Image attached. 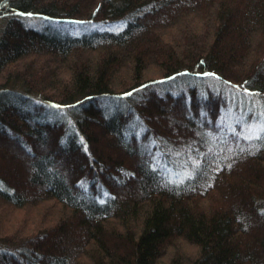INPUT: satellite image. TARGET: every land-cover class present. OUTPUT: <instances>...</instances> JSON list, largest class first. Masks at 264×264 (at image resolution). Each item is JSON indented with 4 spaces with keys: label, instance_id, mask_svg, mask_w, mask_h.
<instances>
[{
    "label": "trees",
    "instance_id": "1",
    "mask_svg": "<svg viewBox=\"0 0 264 264\" xmlns=\"http://www.w3.org/2000/svg\"><path fill=\"white\" fill-rule=\"evenodd\" d=\"M87 1L0 0V264H264V134L218 155L214 112H176L192 105L174 89L214 77L263 92L264 0H89V16L76 7ZM232 65L242 81L225 77ZM150 68L164 76L144 81ZM142 119L154 140L132 145ZM182 124L200 146L182 150L196 169L177 180L154 158L177 171L173 146L192 142ZM125 152L139 164L124 167ZM66 162L128 189L95 187L88 171L73 178Z\"/></svg>",
    "mask_w": 264,
    "mask_h": 264
},
{
    "label": "rangeland",
    "instance_id": "2",
    "mask_svg": "<svg viewBox=\"0 0 264 264\" xmlns=\"http://www.w3.org/2000/svg\"><path fill=\"white\" fill-rule=\"evenodd\" d=\"M90 3L91 2L88 0L85 4H82V6L77 5L76 7H81L82 10L86 11V14L89 16L91 14V11L95 7L94 4L100 3V0H95L94 4L92 5ZM98 11H99V8H98ZM76 15L80 16L79 18H83L82 13L76 14ZM29 23L34 24L35 26L38 25L39 28H45V29L51 28L54 31H60L61 33L65 32V29L67 28V27L66 28L64 27L65 24L60 25V24H54V23L45 22V21H41L37 23L35 19H32V20L30 19ZM83 29L84 28H82V26L81 27L77 26V24L74 23L71 32H74V33L80 32ZM86 29H89V27ZM158 70H159L158 68L148 69L146 74H150L151 76L144 81L163 77L164 76L163 72L161 73ZM243 75H244V70L242 68H240L238 65H232L231 67H229L228 73L227 75H225V77L231 80H235V81H242L244 77H241V76ZM208 78L209 77L204 78L205 83H204L203 88L195 89L196 91L190 90L187 86L186 87L180 86V87L174 88L175 91L180 92L181 96L183 97L182 98L183 102L189 105H192L191 107H189V109H186V106L183 107L182 105L180 109L179 108L176 109V112L186 113L187 115L191 114V116H194V117L195 115L198 116L200 112L201 113L203 112L206 113L207 111L209 113L214 112L213 117H215L216 122L220 125V129H219L220 131L209 137V143H208L209 148L214 147L218 155L222 154V156L227 158L228 152H230L229 150H233V148H235V146H237L239 142L242 143L243 141H247L249 139L248 138L249 136H251V138H254V137L259 136V134L261 133L264 134V91L263 92L261 91L257 95L255 94V95L250 96V95L245 94L243 91L242 93L238 88H235V86H231L223 82L220 79L213 77V79L211 80L210 78L209 79ZM151 86H152V89H150L147 94L152 97H155L156 100H158L157 94L162 93L163 89L158 88L155 85H151ZM150 101H152V103L154 102L153 106L163 109L165 113L167 111L169 112L170 108L167 105L170 102L169 100L164 102L160 99V102L164 103L163 106L159 105L160 103H158V101H153L151 97H150ZM141 115L142 117L144 116L143 114ZM145 116L150 117L148 114H146ZM175 116H176V113H175ZM48 118H52V115L48 116ZM176 118L178 119L176 122L181 123L179 116ZM162 119L163 118L154 119V120L159 124L160 122L163 123L165 127L170 128V130L174 129L172 123H169L167 119H165V121L163 122L161 121ZM179 129H181L179 137L183 139L184 141L191 142L192 140V142L191 143H188V142L179 143L180 146H176V147L172 145L177 152L182 151V150L190 151L192 150V148L194 149L200 146L199 144L195 143L197 142V139H196L197 137L194 131L190 130L191 129L190 127L186 126L185 124L184 125L182 124ZM134 131H135V135L133 136V139H132V145L137 146L138 144L143 143L147 140L148 141L154 140V135L152 131L143 122V119L139 126L134 127ZM150 132L152 134H150ZM234 132L237 133V135L233 136L234 141L232 140L228 143L229 134L232 135ZM170 133L171 131H169L168 134ZM53 134L54 133H52L51 137L49 138L48 143L42 146V149L44 151H46L45 149L46 147L50 148V146H53V142H54L53 141L54 138H52ZM174 134H176V132L175 133L173 132L171 135H174ZM226 135L228 136V140H226ZM33 147L36 148V152L38 154L42 152L39 146L37 147V145L36 146L33 145ZM186 151H182L181 153H178V156H180L182 159L177 158L178 162L174 161L175 163H179L178 167L175 168L177 169V171H173L171 165L167 164L166 163L167 161L165 162L162 159L154 158L155 166L159 169L161 168L162 169L161 172L165 176L168 175L169 177L177 178V180H184L186 179V177H189V175H191L192 172L196 169V168L189 166V163L191 162L189 160V163H188L189 158L186 159V153H187ZM22 159H23L22 160L23 165L25 166H23L22 164H19V165H22L25 168L27 167L26 165L29 161L24 158ZM120 159H121L122 165L128 169L132 168L134 164H139V161H138L139 156L136 155L134 152L131 154L127 152L126 155L121 157ZM193 164L197 165L198 163L193 162ZM8 166H11V164H9ZM64 166L68 168V172H67L68 175L73 178H78L83 174H87L86 173L87 171L88 173L91 172L90 174H93V175L88 177V179L93 180L92 183L96 185L95 187H99L100 185H106L112 191H115V192L118 191L117 193H121L124 190L128 189L125 187L122 188L120 186H118L117 189H114L115 183L113 182V179L111 176H107L108 178H105V175L101 176L98 172H97L98 175L96 174V172L92 173L94 170L88 165L87 167L84 166L80 168V164L66 162ZM16 170H13V172H16ZM17 172L19 171L17 170ZM21 188L22 190H24V187H21ZM198 203H199V205L197 204L198 207L199 206L201 207L204 204L213 205V202L210 199L203 200V201L202 199H200ZM56 208L59 209V206H56ZM36 210H39L41 213L44 212V210L40 209L39 206ZM16 212H17V209H14V212L10 216L11 219L8 222L9 225H12L11 223L12 217ZM19 212L20 211H18L15 214V217H17V219L20 218L22 215V213H19ZM179 244H182V243H179ZM185 249H190V247L186 245Z\"/></svg>",
    "mask_w": 264,
    "mask_h": 264
},
{
    "label": "snow or ice",
    "instance_id": "3",
    "mask_svg": "<svg viewBox=\"0 0 264 264\" xmlns=\"http://www.w3.org/2000/svg\"><path fill=\"white\" fill-rule=\"evenodd\" d=\"M248 138L251 139V136H249Z\"/></svg>",
    "mask_w": 264,
    "mask_h": 264
}]
</instances>
